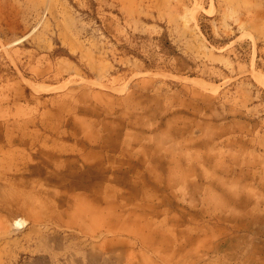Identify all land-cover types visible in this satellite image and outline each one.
Wrapping results in <instances>:
<instances>
[{"label":"rangeland","instance_id":"1","mask_svg":"<svg viewBox=\"0 0 264 264\" xmlns=\"http://www.w3.org/2000/svg\"><path fill=\"white\" fill-rule=\"evenodd\" d=\"M0 264H264V0H0Z\"/></svg>","mask_w":264,"mask_h":264}]
</instances>
